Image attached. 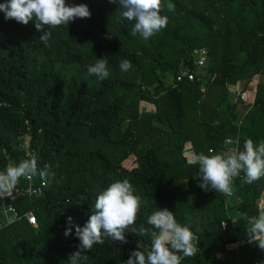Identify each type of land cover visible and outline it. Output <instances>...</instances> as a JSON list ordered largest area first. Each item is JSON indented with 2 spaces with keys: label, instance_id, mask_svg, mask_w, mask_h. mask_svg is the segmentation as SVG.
Instances as JSON below:
<instances>
[{
  "label": "trees",
  "instance_id": "obj_1",
  "mask_svg": "<svg viewBox=\"0 0 264 264\" xmlns=\"http://www.w3.org/2000/svg\"><path fill=\"white\" fill-rule=\"evenodd\" d=\"M68 2L87 4L91 17L52 29L49 46L34 22L0 13V171L24 159L20 147L28 137L39 168L51 165L56 173L43 196L14 204L19 216L32 210L37 226L22 219L0 230V264H67L80 243L74 226L64 235L68 217L83 227L98 194L123 179L146 201L137 227H148L155 208L190 225L200 251L182 264H229L225 246L247 239L248 217L264 210V177L252 184L236 178L231 198L206 192L198 186V165L183 150L189 143L197 156L264 140V82L251 105L239 97L232 102L229 92L240 85L243 93L254 76L264 77V0H172L175 11L162 13L167 27L149 40L130 35L134 22L121 17L118 3ZM201 49L204 81L195 66ZM106 56L108 78L90 76L88 67ZM122 59L132 62L128 72L120 70ZM183 69L195 79L177 81ZM134 95L154 110L140 112ZM125 237L127 243L94 245L87 264H124L138 243L148 247L151 239L130 230ZM238 264H264V251L246 243Z\"/></svg>",
  "mask_w": 264,
  "mask_h": 264
},
{
  "label": "clouds",
  "instance_id": "obj_2",
  "mask_svg": "<svg viewBox=\"0 0 264 264\" xmlns=\"http://www.w3.org/2000/svg\"><path fill=\"white\" fill-rule=\"evenodd\" d=\"M119 4L123 19L133 21L130 35H139L143 40H149L164 30L169 22L165 10L175 11L172 0H109ZM0 13L6 20L28 25L34 22L35 28L43 34L39 40L49 46L52 29L68 26L77 18H90L91 11L87 4L69 3L68 0H5L0 3ZM48 26L49 31H44ZM122 72L132 68V62L122 59L119 64ZM90 76L99 80L108 78V57L97 59L95 64L87 69ZM198 165V186L204 191L213 190L227 195L232 191L236 178L243 183L252 184L264 177V140L255 143L251 138L244 142L243 150L239 148L227 151L208 153L200 152L195 161ZM243 173V175H241ZM39 176L43 183L56 180V173L51 165L39 168L35 154L19 162H10L0 171V195H11L23 178L32 181ZM146 201L137 194L135 187L128 179L116 180L102 190L94 201L92 215L88 222L80 227L75 225L73 218L68 217L64 235H72L75 227L76 238L80 241L77 251L70 253L67 264H87L86 254L94 245L104 241L127 243L125 232L130 230L138 236L150 235V244L143 247L138 243L137 250L131 252L124 264H182L185 258L193 257L200 251L196 237L190 225H182L176 215L167 208H155L146 218V224L137 227L139 212ZM248 243L254 244L264 251V210L248 217L246 224Z\"/></svg>",
  "mask_w": 264,
  "mask_h": 264
},
{
  "label": "built area",
  "instance_id": "obj_3",
  "mask_svg": "<svg viewBox=\"0 0 264 264\" xmlns=\"http://www.w3.org/2000/svg\"><path fill=\"white\" fill-rule=\"evenodd\" d=\"M207 59V52L204 49L199 50L196 52L195 55V66L196 69H201L205 66V62ZM197 71V70H196ZM198 74V73H197ZM182 78H186L188 81H193L195 79V73L189 69H183L180 73V75L177 78V81H180ZM232 143L231 139H226L225 144ZM30 154H35L33 150L26 149V153L24 155V159L27 158ZM196 158V156H195ZM24 186L16 187V189L12 192V194L9 195H0V201H2V207L0 211L1 217H3L4 221L0 222V229L6 224H11L10 217H12L13 220L19 221L22 219H25L27 223L33 227L37 226L36 216L32 210L25 212L23 215L19 216L17 214L16 208L14 204L10 205H4V200L7 198H17L18 200L22 198H39L43 196V190L46 186V183H43L41 180L38 181L37 177L33 178L32 181H27L23 179ZM227 198L233 197V187L232 191L225 195ZM221 227L225 228V223H221ZM248 243V240L242 241L240 244H236L235 246L243 245Z\"/></svg>",
  "mask_w": 264,
  "mask_h": 264
},
{
  "label": "crops",
  "instance_id": "obj_4",
  "mask_svg": "<svg viewBox=\"0 0 264 264\" xmlns=\"http://www.w3.org/2000/svg\"><path fill=\"white\" fill-rule=\"evenodd\" d=\"M263 78V76H260V75H256V76H254L253 78H252V82L255 80L256 81V83L254 84V85H252L251 84V86L249 87V84H248V88H247V90H245L241 95H242V99H243V102H244V105H251L252 103H253V101H254V97H255V90H256V86H257V84L258 83H260V82H264V79H262ZM259 80H261V81H259ZM251 81H250V83H251ZM254 86V87H253ZM231 87H235V86H231ZM230 92V91H229ZM235 96V94L233 95L232 93L230 94V98L231 97H234ZM232 99V98H231ZM233 100V99H232ZM231 100V101H232ZM232 102H234V101H232ZM140 111V110H139ZM140 112H142V111H140ZM239 118V117H238ZM238 118L236 119V121L238 120ZM235 121V123H237ZM241 121V120H240ZM240 123V122H239ZM185 152V154L187 153V154H189V155H191V156H193V157H195V155L193 154V150H192V148H191V146H190V144L189 143H186L185 144V146H184V150H183V153ZM184 156H188V155H184ZM189 157L190 158V160H193V157ZM188 160V162L190 161L189 159H187ZM194 161V160H193ZM0 211H1V208H0ZM230 217L232 218V219H235L236 218V214L232 217L231 215H230ZM245 240H247V239H245ZM245 240H242V241H245ZM242 241H240V242H234V243H230V244H228V245H226L225 246V255H226V260H227V262L229 263V264H238V249H239V247L240 246H242V245H239V246H235L236 244H240ZM244 245V244H243ZM221 255L220 254H218L217 255V258H219Z\"/></svg>",
  "mask_w": 264,
  "mask_h": 264
},
{
  "label": "rangeland",
  "instance_id": "obj_5",
  "mask_svg": "<svg viewBox=\"0 0 264 264\" xmlns=\"http://www.w3.org/2000/svg\"><path fill=\"white\" fill-rule=\"evenodd\" d=\"M197 73L199 74V77H201L202 78V80H203V78L204 79H207V78H205V77H208V75H206L205 74V72H204V70H201V69H197ZM262 79H264V77L262 78ZM125 78L124 77H122L121 78V81H123V82H125ZM204 81V80H203ZM259 81H261V80H259ZM256 83V81L254 80L253 82L251 81V83H249V87L251 86V84L252 85H254ZM254 87V86H253ZM241 86L239 85V86H235V87H229V91H230V94L232 93L233 95L235 94V96L234 97H231L232 99V101H237V98L239 97L241 100H242V102H243V99H242V93H241ZM131 100L133 101V103H135V104H137V107H138V109L140 110V111H142L143 113L145 112V111H148V110H154V108H153V106H152V104H150V103H148V102H146V101H140L139 99H137V96L136 95H134V96H132V98H131ZM244 103V102H243ZM240 120H241V116H239V118H238V120L236 121L237 122V124H239V122H240ZM155 125H157V124H155ZM28 137H24L23 138V144H21V149H23V150H26L27 148H28ZM183 155H188L186 158L187 159H189L190 160V156L191 155H189V154H185V152L183 153ZM191 157H193V156H191ZM193 160L195 161V157H193ZM193 160H191V161H193ZM185 185H184V183H182V187H184ZM229 215H231L232 217L235 215V211L234 210H231V211H229ZM2 221H4V219H3V217H1V215H0V222H2ZM10 222H11V224H9V225H4L0 230L2 231H10V229L12 228L11 226L16 222L15 220H13L12 219V217H10ZM23 234H25V232L23 233ZM22 234V235H23Z\"/></svg>",
  "mask_w": 264,
  "mask_h": 264
},
{
  "label": "water",
  "instance_id": "obj_6",
  "mask_svg": "<svg viewBox=\"0 0 264 264\" xmlns=\"http://www.w3.org/2000/svg\"><path fill=\"white\" fill-rule=\"evenodd\" d=\"M19 200L17 198H7L4 200V205L17 204Z\"/></svg>",
  "mask_w": 264,
  "mask_h": 264
}]
</instances>
